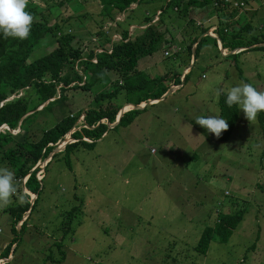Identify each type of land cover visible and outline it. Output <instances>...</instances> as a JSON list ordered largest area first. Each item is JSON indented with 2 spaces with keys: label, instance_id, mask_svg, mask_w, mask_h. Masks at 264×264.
<instances>
[{
  "label": "rangeland",
  "instance_id": "1",
  "mask_svg": "<svg viewBox=\"0 0 264 264\" xmlns=\"http://www.w3.org/2000/svg\"><path fill=\"white\" fill-rule=\"evenodd\" d=\"M165 1L141 0L119 14L105 0H71L52 13L56 19L48 20L74 37L73 45L83 50L84 58L101 42L97 32L119 44L123 31L133 39L149 27L155 33L168 29L163 36L168 44L138 61L140 76L134 83L166 73L172 78L185 70L186 46L194 36L188 20L200 28L211 27L207 32L213 37L212 30L226 23L237 26L244 37L264 34V0H223L231 5L226 10L216 7L219 15L208 5L191 11L184 21L175 19L174 10H164ZM106 10L112 11L107 15ZM158 10L168 14L158 18ZM159 19L162 23L154 25ZM42 43L29 62L56 47L50 38ZM216 49L220 52L218 43L216 48L211 42L203 44L194 66L191 61L184 71L190 72L186 81L181 75L179 89L165 101L149 105L127 127H108L91 149L76 147L69 155L70 169L62 156L51 161L45 174L37 163L36 178H43L37 202L21 233L27 213L16 224L17 240L0 264H264L262 128L238 110L236 126L220 141L194 121L197 116H218L219 94L235 85L248 83L264 91V52L248 51L233 60ZM94 53L103 51L98 47ZM238 69L246 82L238 77ZM65 94L66 99L50 110L27 114L32 115L25 119L26 129L10 131L14 140L35 141L65 116L80 114L81 124L82 112L94 103L92 96L80 90ZM15 98L30 95L18 93L5 102ZM114 102L122 105L123 93ZM3 130L8 128L0 127ZM74 131L56 148L70 143ZM9 148L0 151V167L14 174L19 165ZM17 188L8 203L0 205V253L14 237L8 208L23 203L21 194L33 199ZM239 211L242 220L226 244L211 241L205 255L194 252L205 227H212L219 215Z\"/></svg>",
  "mask_w": 264,
  "mask_h": 264
},
{
  "label": "trees",
  "instance_id": "2",
  "mask_svg": "<svg viewBox=\"0 0 264 264\" xmlns=\"http://www.w3.org/2000/svg\"><path fill=\"white\" fill-rule=\"evenodd\" d=\"M70 1L28 0L26 10L33 16L28 38L21 41L0 37V127L5 126L8 128V130L0 131V151L4 147L10 146L8 152L16 159L19 165L18 169L14 172L15 187H18L17 192L22 193V190H25L28 194L36 196L34 202L30 204L29 195L21 194L24 200L23 203L8 208L10 233L14 237L8 248H5L0 253L1 259L7 260L9 249L17 240L16 224L22 221L24 215L29 212L18 230L21 233L37 202L43 178L39 181L36 178L39 170L38 168L33 169L37 163L42 164L48 158L56 149V146L63 142L65 135L71 130H75L70 135L73 140L67 143L62 151L51 157L44 168V174L51 161L58 156L64 158L65 164L70 169V153L79 146L91 149L96 141L104 135L108 126L115 122L118 113L123 111V109L128 110L131 108L128 105L138 106L148 102H155L172 87L177 88L173 92L179 89L181 73H174L172 78L169 73L153 79L145 77L141 82L134 83V78L140 76L137 70L138 61L151 56L160 44H168L163 40L164 34L169 31L168 29H165L163 33H155L149 27L144 33L138 34L133 39H128L127 32L123 31V39L119 44H113L110 38L101 34L102 32H97L98 41L101 42H98V46L96 45L95 49H92L91 46L84 58L83 54L85 53H83V50L73 45L75 43L73 41L74 37L64 33L63 26L58 25L57 22L50 25L48 20L49 17H52L53 20L56 19V17L53 18L52 13L66 6ZM140 1L105 0L104 3L116 13L123 14L129 10L130 6L137 5ZM208 5H211V10L219 15L221 10H217L216 7L226 10L231 4L223 0H167L164 4V10L170 8L171 13L174 10L178 14V17L175 19L184 21L191 11ZM112 10H106L107 15ZM164 10H158V18L168 14ZM44 11H47V13ZM151 21L152 19H149V22ZM159 23H162L160 19L154 25H158ZM188 24L192 25L190 31H192L194 36H192L189 44L186 46L187 58L189 59L186 66H189L191 62L192 51L190 48L192 46H194V61L192 63L194 66L203 44L211 42L216 48L217 41L214 38L205 36L195 45L198 38L209 31L211 27L200 28L199 26H195L191 20H188ZM226 24L224 27L219 28L217 26L212 30L215 37L220 41L224 51L229 53L249 48L237 54L229 55L227 58L235 60L242 53L248 51L264 52V46L250 48L264 44V34L260 36H245V38L237 26ZM186 33L187 31L184 32V35ZM46 38L52 39L56 47L29 62L34 50ZM46 43L47 41L42 43V49ZM98 47L103 51V53H100L101 55L94 53ZM216 51L220 54L217 49ZM93 60L95 62H91ZM189 74L190 72L182 76L183 83ZM238 77L245 81L240 69H238ZM91 78L93 79L92 82L88 83ZM107 89L109 90L107 91ZM70 90L86 92L92 96L94 102L91 108L82 112L83 122L81 124L77 125L80 114L77 116H65L52 127L43 130L35 141L24 140L18 142L14 140L10 131H16L17 129L24 131L26 129L24 125L25 119L32 115L27 116V114L34 112L33 115L36 116L41 111L50 110L55 105H58L59 102L64 101L66 99L65 93ZM18 93L29 94L30 98H15L10 102H5L9 96ZM120 93H123L124 103L118 106L115 104L114 99ZM169 96L170 94L162 101H165ZM225 96L226 94L221 92L217 103L219 108L218 116L226 119L228 123L227 130L223 131L220 137L217 138L220 141L228 139L236 126L238 118V109L235 106L232 108L227 107ZM32 98H34V101H31ZM42 105V110L37 111L38 107ZM123 105L125 107H122ZM147 107H144L142 110H130L126 112L116 126H129ZM256 120L264 134V112L258 113ZM101 121L103 122L102 124L100 123ZM25 177L26 181L22 185L21 182ZM242 217V211L231 215H219L212 227H205L194 252L202 256L205 255L211 241L226 244L237 225L241 222Z\"/></svg>",
  "mask_w": 264,
  "mask_h": 264
},
{
  "label": "clouds",
  "instance_id": "3",
  "mask_svg": "<svg viewBox=\"0 0 264 264\" xmlns=\"http://www.w3.org/2000/svg\"><path fill=\"white\" fill-rule=\"evenodd\" d=\"M27 6L28 0H0V37L21 41L28 38L33 16L26 10ZM225 104L229 108L235 106L251 122L258 113L264 112V91H258L252 84L240 83L227 91ZM194 121L215 138L228 128L226 119L217 115L197 116ZM15 190L13 172L0 167V205L7 204Z\"/></svg>",
  "mask_w": 264,
  "mask_h": 264
},
{
  "label": "water",
  "instance_id": "4",
  "mask_svg": "<svg viewBox=\"0 0 264 264\" xmlns=\"http://www.w3.org/2000/svg\"><path fill=\"white\" fill-rule=\"evenodd\" d=\"M205 36H209V37H211V38H214L216 41H217V43H218V45H219V50H220V53L222 54V56H228V55H234V54H237V53H239V52H241V51H245V50H247V49H249V48H243V49H240V50H235V51H232V52H229V53H227V54H225L224 55V49L222 48V45H221V43H220V41L216 38V37H213V36H211L210 34H208V32H206V33H204L203 35H201L199 38H198V40L196 41V43H195V45L200 41V39L202 38V37H205ZM262 46H264V44H261V45H257V46H253V47H250V48H257V47H262ZM191 61H192V63H193V61H194V50H192V55H191ZM185 75V74H184ZM183 75V76H184ZM173 90L174 89H169V90H167V93L164 95V96H162L161 98H159L157 101H155V102H148V103H146V104H141V105H138V106H134V105H128V106H130L131 108L130 109H128V110H124L123 109V111L121 112V114L119 115V117H116V120H115V122L111 125V126H108L109 128H113V127H115L117 124H118V122H119V120L121 119V117H122V115L123 114H125L126 112H128V111H130V110H142L144 107H146V106H149V105H152V104H154V103H157L158 101H162L167 95H169V94H171L172 92H173ZM122 110V109H121ZM120 112V111H119ZM119 114V113H118ZM101 124H102V122H100ZM66 144H64L63 146H62V149L59 147V148H56L49 156H48V158L46 159V160H44L43 161V163H42V165H43V168H42V170L44 171V168H45V166H46V164L50 161V159H51V157L54 155V154H56V153H58V152H60V151H62L63 149H64V146H65ZM39 181H41V179H39ZM33 196V199H30V203L32 204L33 202H34V200L36 199V196L35 195H32ZM29 213V212H28ZM28 213H27V215H28Z\"/></svg>",
  "mask_w": 264,
  "mask_h": 264
},
{
  "label": "built area",
  "instance_id": "5",
  "mask_svg": "<svg viewBox=\"0 0 264 264\" xmlns=\"http://www.w3.org/2000/svg\"><path fill=\"white\" fill-rule=\"evenodd\" d=\"M226 1V0H225ZM179 53V49L178 50H175L174 52H173V54H178ZM169 55V53L168 52H165V56H168Z\"/></svg>",
  "mask_w": 264,
  "mask_h": 264
},
{
  "label": "crops",
  "instance_id": "6",
  "mask_svg": "<svg viewBox=\"0 0 264 264\" xmlns=\"http://www.w3.org/2000/svg\"><path fill=\"white\" fill-rule=\"evenodd\" d=\"M149 58H150V56H149ZM187 67H188V66L185 67V70H186ZM185 70L183 69V71L181 72V75H182V76L185 74V73H184Z\"/></svg>",
  "mask_w": 264,
  "mask_h": 264
},
{
  "label": "bare ground",
  "instance_id": "7",
  "mask_svg": "<svg viewBox=\"0 0 264 264\" xmlns=\"http://www.w3.org/2000/svg\"><path fill=\"white\" fill-rule=\"evenodd\" d=\"M119 115H120V113L118 114V116H117V117H119Z\"/></svg>",
  "mask_w": 264,
  "mask_h": 264
}]
</instances>
